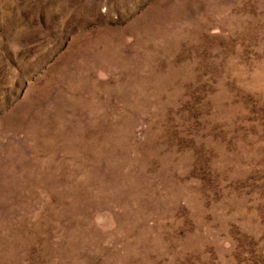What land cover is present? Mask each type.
I'll return each instance as SVG.
<instances>
[{
  "label": "rangeland",
  "instance_id": "374dc122",
  "mask_svg": "<svg viewBox=\"0 0 264 264\" xmlns=\"http://www.w3.org/2000/svg\"><path fill=\"white\" fill-rule=\"evenodd\" d=\"M0 264H264V0H0Z\"/></svg>",
  "mask_w": 264,
  "mask_h": 264
}]
</instances>
